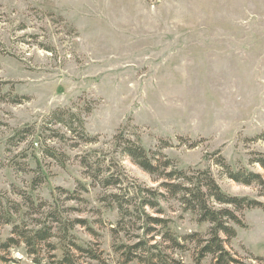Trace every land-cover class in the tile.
<instances>
[{
  "label": "rangeland",
  "instance_id": "obj_1",
  "mask_svg": "<svg viewBox=\"0 0 264 264\" xmlns=\"http://www.w3.org/2000/svg\"><path fill=\"white\" fill-rule=\"evenodd\" d=\"M63 108L81 112L86 133L98 142L85 144L64 131L66 141L49 143L70 158L61 164L41 150V127ZM31 126L37 134L11 141ZM122 132L147 151L164 146L180 170H211L228 195L264 202L256 188L234 183L216 165L222 156L234 169L261 172L249 161L264 154V0H0V198L23 205L20 216L12 214L16 223L35 228L32 219H45L25 216L30 210L16 190L37 204L39 198L53 203L57 188L78 192L86 203L65 205L80 210L72 218L88 227L71 234L83 248L100 244L108 264H119L110 229L120 216L102 199L132 196L136 186L158 188L161 182L119 157L128 179L104 189L80 158L110 159ZM41 175L47 181L33 190ZM160 205L178 235L208 231L176 200ZM245 222L227 249L246 264H263L255 257L264 258V209L246 211ZM12 231L1 226L0 242ZM56 255L62 258L61 249ZM182 260L193 264L190 254ZM0 264L34 263L16 248L0 250Z\"/></svg>",
  "mask_w": 264,
  "mask_h": 264
},
{
  "label": "trees",
  "instance_id": "obj_2",
  "mask_svg": "<svg viewBox=\"0 0 264 264\" xmlns=\"http://www.w3.org/2000/svg\"><path fill=\"white\" fill-rule=\"evenodd\" d=\"M90 111L89 109L86 113ZM85 127V117L81 112L70 108L55 110L41 127V150L47 157L58 159L61 164L68 162L70 158L49 144L52 142L50 140L64 142L67 140L66 135H71L85 144L98 142L97 138L86 133ZM37 132L38 127H27L19 131L11 141H24ZM180 141L185 142L184 139ZM114 142V155L110 159L105 157L98 163H92L91 155L80 158L81 166L95 183L104 189L119 188L125 184L128 176L119 157L128 159L155 182H161L158 188L136 186L132 196H128V193H117L102 199L103 202H109L110 207L116 209L120 216L117 225L110 229L114 250L120 255L119 264H185L182 258L186 254H190L193 264H246L227 248L237 238L238 229L247 228L245 212L264 209V202L224 193L211 170L191 172L178 169L175 161L162 151L164 146L155 152L147 151L139 140L129 139L123 132L114 137ZM194 147L196 145L193 144L191 148ZM216 160V165L229 180L244 187L256 188L259 197H264L263 153L252 154L249 161V165L259 167L261 172H254L246 167L234 169L222 156H218ZM46 181V176H37L33 190L40 188ZM16 191L30 210L25 216L43 215L45 219H32L36 224L35 228L27 222L17 224L12 214L20 216L23 205L11 199H6L5 205L0 198V227H13L12 237L4 243L0 242L1 252L8 253L12 249L24 248L34 264H108L100 244L83 248L71 234L77 227H88L86 220L72 218L80 210L65 205L66 200L86 203L78 192L70 193L57 188L52 194L53 203L39 198L37 204L27 192ZM57 194L68 197L61 200ZM169 199L176 200L183 213L193 215L198 225L207 224L208 231L186 235L175 233L170 227L171 221L163 218L164 212L160 205L161 201ZM132 229L143 233L132 235ZM90 232L97 236L92 229ZM124 238L135 242L116 244ZM54 240H58L59 245ZM60 249L63 253L61 259L56 255ZM3 260L9 263L8 259ZM255 260L264 264V258L255 257Z\"/></svg>",
  "mask_w": 264,
  "mask_h": 264
}]
</instances>
